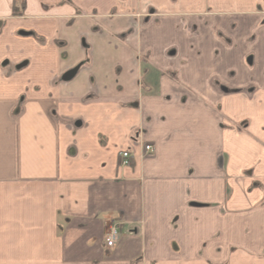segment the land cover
<instances>
[{
    "label": "crops",
    "instance_id": "crops-1",
    "mask_svg": "<svg viewBox=\"0 0 264 264\" xmlns=\"http://www.w3.org/2000/svg\"><path fill=\"white\" fill-rule=\"evenodd\" d=\"M0 264H264V0H0Z\"/></svg>",
    "mask_w": 264,
    "mask_h": 264
},
{
    "label": "built area",
    "instance_id": "built-area-1",
    "mask_svg": "<svg viewBox=\"0 0 264 264\" xmlns=\"http://www.w3.org/2000/svg\"><path fill=\"white\" fill-rule=\"evenodd\" d=\"M145 153L153 151L150 145L144 147ZM152 153V152H151ZM120 164L121 166H129L130 154L127 151L120 153ZM119 239V225L116 223L111 224L107 227L104 235V245L107 249H112Z\"/></svg>",
    "mask_w": 264,
    "mask_h": 264
},
{
    "label": "water",
    "instance_id": "water-1",
    "mask_svg": "<svg viewBox=\"0 0 264 264\" xmlns=\"http://www.w3.org/2000/svg\"><path fill=\"white\" fill-rule=\"evenodd\" d=\"M75 73H76V69L73 70V71H71V72H69V73H67L66 75H64L63 80L64 81L70 80L71 78H73V76L75 75Z\"/></svg>",
    "mask_w": 264,
    "mask_h": 264
},
{
    "label": "rangeland",
    "instance_id": "rangeland-1",
    "mask_svg": "<svg viewBox=\"0 0 264 264\" xmlns=\"http://www.w3.org/2000/svg\"><path fill=\"white\" fill-rule=\"evenodd\" d=\"M153 149V148H152ZM152 152V153H151ZM151 152H148V153H146V154H148V155H151V154H153V151H151ZM144 153H145V151H144Z\"/></svg>",
    "mask_w": 264,
    "mask_h": 264
},
{
    "label": "trees",
    "instance_id": "trees-1",
    "mask_svg": "<svg viewBox=\"0 0 264 264\" xmlns=\"http://www.w3.org/2000/svg\"><path fill=\"white\" fill-rule=\"evenodd\" d=\"M13 14H16V13H15V9H13Z\"/></svg>",
    "mask_w": 264,
    "mask_h": 264
}]
</instances>
